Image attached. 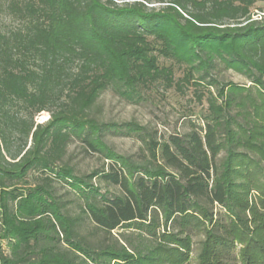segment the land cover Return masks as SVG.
<instances>
[{"label": "trees", "instance_id": "obj_1", "mask_svg": "<svg viewBox=\"0 0 264 264\" xmlns=\"http://www.w3.org/2000/svg\"><path fill=\"white\" fill-rule=\"evenodd\" d=\"M263 2L0 0V264H190L195 239V264H264ZM190 87L206 112L184 133L96 117L105 92ZM74 144L107 164L76 173Z\"/></svg>", "mask_w": 264, "mask_h": 264}, {"label": "rangeland", "instance_id": "obj_2", "mask_svg": "<svg viewBox=\"0 0 264 264\" xmlns=\"http://www.w3.org/2000/svg\"><path fill=\"white\" fill-rule=\"evenodd\" d=\"M118 2L126 0H117ZM256 8H264L263 3H257ZM160 63L168 65L169 62H163L159 59ZM176 77L181 76V72L175 68ZM221 80L233 82L238 85L248 87L249 84L246 79L231 71H221L219 73ZM96 117L104 122H136L142 126H147L151 130L157 132L158 135L166 136L173 133H184L188 131V121H193L201 124V118L206 112V104L203 102L198 103L194 96L193 87H190L184 95H179L173 90L166 93L150 92L146 94L145 101L139 105L129 104L111 92L103 93L97 100ZM48 114L41 113L37 118V122L47 120ZM108 144L121 155H131L138 151L139 144L134 139L127 137H112L107 138ZM66 159L69 164L74 167L76 173L87 174L92 170L101 168L107 163L104 162L97 155L85 156L81 153L77 145H71ZM36 176H28L26 178L27 186L34 184ZM55 192L58 197L68 206L71 214L77 216L80 214V209L75 204L73 199L67 195V186L65 183L58 182L55 185ZM23 188V187H22ZM105 189V188H103ZM114 191L113 188H107ZM93 229V224L85 220L83 225V232L88 233ZM125 230L118 229L112 233V236L121 242V234ZM92 241L96 240L95 237L91 238ZM193 245L190 264H195L196 254L198 252L199 244L197 239ZM2 248L5 254L8 253L5 243H2Z\"/></svg>", "mask_w": 264, "mask_h": 264}, {"label": "built area", "instance_id": "obj_3", "mask_svg": "<svg viewBox=\"0 0 264 264\" xmlns=\"http://www.w3.org/2000/svg\"><path fill=\"white\" fill-rule=\"evenodd\" d=\"M264 16V13H261V12H255V14L252 16L253 20H259L261 19V17Z\"/></svg>", "mask_w": 264, "mask_h": 264}]
</instances>
